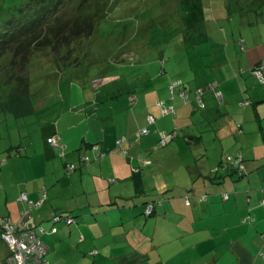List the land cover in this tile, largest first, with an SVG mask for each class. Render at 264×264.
Returning a JSON list of instances; mask_svg holds the SVG:
<instances>
[{"label": "crops", "instance_id": "0c3cea01", "mask_svg": "<svg viewBox=\"0 0 264 264\" xmlns=\"http://www.w3.org/2000/svg\"><path fill=\"white\" fill-rule=\"evenodd\" d=\"M241 50L246 53L244 63L239 60L238 71L230 75L236 81L234 87L226 80L215 90L238 105L239 115L253 121L258 115L248 107L254 106L258 113V106L252 102L264 98V85L253 89L254 100L247 98L240 104L234 100L249 90L243 80H256L245 68L257 64L264 51L257 54L248 43ZM141 87L103 92H90L86 87L79 90V102L73 95L67 102L56 98L50 103L44 98L42 108H37L33 98L35 111L30 117L14 115L21 127V140L20 145L0 147V216L16 223L21 211L28 208L46 228L56 212L74 216L72 224L61 221L57 232L43 235L50 264H264L259 255L260 250L264 252V154L232 146L230 135L236 137L235 123L233 131L226 129L219 134L216 151L210 153L203 137L193 139L194 135L186 131L185 143L177 137L170 141L177 150L169 156L166 148L158 146L160 132L173 127L180 135L191 125L189 118L196 110L191 102L182 100L177 89L176 104L172 94L167 98L169 103L164 100L175 104L177 110L165 116L156 104L161 98L154 91L139 93ZM56 100L64 105H57ZM246 100L251 104H243ZM150 115L155 116L154 123H149ZM144 127L150 132L139 134ZM250 128L241 136L250 139L249 134L259 132L253 124ZM260 129L258 134L264 139V119ZM50 137L57 139L56 145L48 142ZM96 146L105 156L97 157ZM239 150L247 158L246 176L212 172L223 158L220 155ZM83 156L91 160L84 162ZM187 158L196 162V167L188 165ZM67 163H74L76 169L68 170ZM200 165L203 169L199 172L195 168ZM136 166H141L139 172L133 171ZM184 187L195 195L206 194L207 201L194 198L193 204L187 205L176 196L159 205L154 215H144L145 198L140 195L146 189L154 192ZM225 191L230 194L228 199L222 197ZM44 192L46 198L35 207L18 200L27 194L36 204ZM249 215L253 222L243 223ZM96 245L101 253L93 259L87 252ZM10 254L11 248L0 237V264H11Z\"/></svg>", "mask_w": 264, "mask_h": 264}, {"label": "rangeland", "instance_id": "374dc122", "mask_svg": "<svg viewBox=\"0 0 264 264\" xmlns=\"http://www.w3.org/2000/svg\"><path fill=\"white\" fill-rule=\"evenodd\" d=\"M75 1L77 4L80 2ZM86 1L93 8L87 10L89 12L104 6L90 36L74 37L69 46L65 44V50L62 49V44H57L53 49L45 44L35 48L38 51L32 54L35 66L32 67L30 76L37 108L43 107L44 98L50 100V103L56 98L67 102L73 95L75 101L79 102V90L86 87L90 92H103L142 86L137 90L139 93L154 91L159 99L169 103L167 98L171 97L170 87L174 89L182 81L184 90L181 92L185 96L190 94L188 102L196 110L189 118L191 125L177 137L183 143L186 141V131L190 135H202L209 152L212 153L219 146L216 141L219 134L226 129L233 131L232 125L235 123L244 124L245 120L247 123L244 128L247 132L252 124L256 128L262 127L264 101L256 102L255 106L258 105L259 108L258 117L252 121L248 116L245 118L239 115L238 105L227 97L220 102L214 90L208 86L214 82L220 85L231 80L230 75H235L240 67L239 60L241 64L244 63L246 53L240 49V37H245L248 46L256 48L257 54L264 51V0ZM29 3L32 4V0H0V27L4 24L8 27L7 32H15L20 29V24L30 26L34 17L31 14L33 8L22 12ZM58 4V0H55L54 7ZM67 10L71 18L82 11L72 2L67 5ZM97 17L96 15L95 18ZM52 25L53 22L49 21L47 29ZM65 57L68 60L66 64L62 62V65L54 66L47 63L49 60H66ZM11 59L12 55L9 54L0 58V82L7 76L6 66H9ZM241 67L245 68L244 65ZM245 69L248 75V67ZM106 77H110L107 80L109 82ZM96 79L101 82L96 83ZM239 80L243 78L240 77ZM243 82L248 85L249 90H244L245 94L240 95L239 99L235 98L234 101L238 104L247 98L254 100L253 89L262 88L264 85L257 78ZM235 83L236 81L231 80L233 87ZM199 89L203 93L205 107L200 104L201 95L197 96ZM175 98L176 104L178 95ZM182 100L185 102L183 98ZM169 101L172 102L171 99ZM55 102L57 105H64L63 102ZM248 108L251 112L255 111L252 105ZM259 132L249 134V139L246 135L240 136L236 130L235 134L238 136L230 135L232 146L254 148L264 154V139ZM20 140L21 127L18 119L9 112L0 111V147L5 149L11 144L20 145ZM48 142L56 145L57 139L55 144L49 140ZM164 148L169 156L177 150L175 143H169ZM219 149L221 150V145ZM186 163L196 167V162H190L188 158ZM202 166L195 169L200 172ZM34 209L33 213L37 217V208Z\"/></svg>", "mask_w": 264, "mask_h": 264}, {"label": "trees", "instance_id": "16d2710c", "mask_svg": "<svg viewBox=\"0 0 264 264\" xmlns=\"http://www.w3.org/2000/svg\"><path fill=\"white\" fill-rule=\"evenodd\" d=\"M54 1L55 0H32V4L29 3V6L25 8L22 12H26L31 8H33L31 14H33L34 17L30 22V26L25 23L20 24L18 26V28L20 29L16 30L15 32L12 31L7 32L6 30L8 29V27L4 26V24L0 27V58L8 54L12 55L11 63L9 64V66H6L7 76L6 78L3 76L4 77L3 82H0V111L12 113L16 117H25L32 115L35 111V107L33 103L34 93L32 91V86H31L32 83H31L30 71L35 66L32 61V54L38 51L35 50V48H39L45 44H49L51 46V49H53L56 47L57 44H62L61 47L63 50H65V46L66 45L69 46L74 37L75 38L80 37V35L90 36L93 33L95 25L98 22L102 11L104 10V6H103L91 12L87 11L93 8L91 3L86 0H80L79 4H77L75 0H69L68 2L67 0H58L59 4L57 5V7L56 6L54 7ZM71 2L74 3L76 7L78 6L79 10H82L79 13H75L73 18L70 17V13H68L69 11L67 10V5ZM96 15L98 16L97 18H95ZM49 21L53 22V25L49 26V29H47ZM53 26H55V28H52ZM238 43L243 48L246 45L247 40L245 37H240ZM65 55H67L68 57V54ZM67 57H65L66 60L65 59L64 60L57 59L56 61L49 60L47 63H52L54 64V66L60 64L62 65V62L63 64H66L68 61ZM263 60L264 57L257 64H255L254 66L248 69L249 72L252 74V76H255L259 80V83L260 84L262 83V85L264 84V75L263 78H260L257 75V72ZM29 65L31 67H29ZM182 85L183 83L181 81V84L177 86L181 87ZM217 85L218 83L214 82L211 83L208 87L214 90V93H216L215 96L217 97L218 100H220V102H222L224 101V96H221L223 95V93L220 90L219 91L215 90ZM176 87L174 89L170 87V89H172L171 90L172 100H174L176 96L175 95V93H177L176 90L180 88V87L179 88ZM182 90L183 89H179V92ZM179 92L177 94H179ZM197 94H198L197 96L201 95L202 100L200 101V104L202 107H205V103L203 101V93L197 92ZM181 97L185 100V102H188L190 100V95L188 93L187 96H185L181 92ZM260 101H264V100L260 99ZM160 102H162V104H160ZM256 102H252V103L255 105ZM244 103L251 104V101L246 100L243 102V104ZM156 104L161 108L162 113L165 115L168 114L173 115L177 110L175 104L173 103L166 104V102L162 99L158 100ZM168 107H170L169 109L170 111L169 113H165L164 108H168ZM255 110H256V114L258 115L257 109ZM236 130L240 136L244 132H247L244 128L243 123L237 124ZM259 130L262 133V130L260 128ZM149 132L150 130L148 131V133ZM161 132L162 133L164 132L165 136L168 137V135H170L171 137L167 143L162 144L161 140L163 136L160 135V139L158 142V146L160 148L166 147V145L169 144L171 140L179 136V131L177 129L176 130L173 129L172 131H161ZM200 137H202V135L201 136L194 135L193 139L196 138L200 139ZM95 148H96L95 152L98 158L105 156V152L101 151L99 149V146H96ZM22 149L23 148H19L20 151ZM246 151L249 152L251 151V149L246 148ZM222 155L220 156L223 158L219 161L217 165H215V167H213L212 172L220 171L223 172V174L225 173L228 174V172L235 173L240 177L246 176L249 173L246 165L247 158L245 157L242 150L237 151L235 154H227L225 156ZM82 160L84 162H89L91 158L89 156H83ZM68 164L72 165V167L69 169L70 171L76 169V165L74 163H67L66 166H68ZM140 170H141V166H136L133 168L134 172H139ZM161 193L162 195H160ZM140 196L145 198L143 209H144V215L147 218L154 215L158 210L157 209L158 206L163 205L165 200L172 199L176 196H180L183 199L184 203L187 205H192L194 198L198 202H205L207 201L208 198L206 194L195 195L187 187L180 189L167 188L164 191H154V192L153 190L151 191L146 189L144 192L141 193ZM229 196H230L229 192L227 191L222 192V197L224 199H228ZM262 203H264V197L262 198ZM33 207H35V205ZM6 217L7 216H0V218H6ZM33 219H34L33 229L35 230V233L42 241V243L46 246V252L42 256V260L47 262V264H50V258L48 255L49 246L47 242L44 240L43 235L49 231L57 232L58 230L57 223L61 221L65 222L68 225L72 224L75 220L74 216H71L65 212H56L51 216L50 218L51 225L48 228L42 225L41 222L39 223L34 217ZM253 220L254 218L251 215H249L248 217L243 218L242 222L243 223L253 222ZM1 227H2V223L0 221V237L4 240ZM262 236L264 240V233H262ZM100 253H101V248L99 245L94 246L87 252V254H89L90 257L93 259H95L96 256L99 255ZM11 254H12V248H11ZM259 255L264 258V252L262 250H260Z\"/></svg>", "mask_w": 264, "mask_h": 264}, {"label": "built area", "instance_id": "2783aa9c", "mask_svg": "<svg viewBox=\"0 0 264 264\" xmlns=\"http://www.w3.org/2000/svg\"><path fill=\"white\" fill-rule=\"evenodd\" d=\"M257 75L260 78H263L264 75V60L259 67ZM162 104V102H160ZM170 107L164 108L165 113H169ZM149 123H153L155 121L154 116H149ZM148 128L144 127L139 131V134L148 133ZM161 143L165 144L169 141L170 135L165 136V133H162ZM51 143H56L55 137H50L48 139ZM72 165L68 164V168L70 169ZM46 197V194L43 195L42 199L36 204L29 199L27 194H21L18 200L20 202H29L30 206L33 207L38 206L42 200ZM31 215V209L25 208L21 211L20 220L18 222H11V220L6 218H0L2 223V235L4 240L10 245L12 248V254L10 256L11 264H47L44 260H42V256L46 252V246L39 239L35 230L33 229L34 221ZM19 234V236H18Z\"/></svg>", "mask_w": 264, "mask_h": 264}]
</instances>
